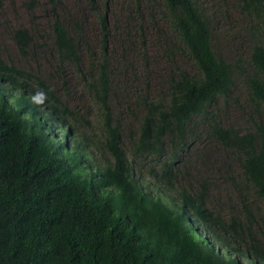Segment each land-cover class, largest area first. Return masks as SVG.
Wrapping results in <instances>:
<instances>
[{"label": "trees", "instance_id": "trees-1", "mask_svg": "<svg viewBox=\"0 0 264 264\" xmlns=\"http://www.w3.org/2000/svg\"><path fill=\"white\" fill-rule=\"evenodd\" d=\"M87 1L96 10L103 43L101 59L85 69L80 24L61 19L60 0H45L51 15L39 51L30 49L35 31L29 28L16 27L12 38L22 55L51 65L46 76L60 79L66 95V71L77 72L105 112L106 155L99 162L73 139V123L81 119L47 77L0 57V264H264V246L249 225L255 223L264 239L249 203V192L264 202V42L254 38L264 0H234L250 19L252 37L246 55L236 59L255 114L244 130L223 124L217 110L220 98L232 99L234 80L231 64L213 49L199 0H158L174 38L171 47L187 55L193 71L172 61L158 96L132 93L143 113L135 135L129 133L131 149L126 147L133 157L152 160L148 173L154 181L145 183L131 170L120 122L108 113L114 87L105 59L108 25L95 0ZM37 6V0L26 2L28 11ZM195 119L238 165L239 172L225 180L244 220L225 223L209 208L207 178L196 188L178 184Z\"/></svg>", "mask_w": 264, "mask_h": 264}, {"label": "rangeland", "instance_id": "rangeland-1", "mask_svg": "<svg viewBox=\"0 0 264 264\" xmlns=\"http://www.w3.org/2000/svg\"><path fill=\"white\" fill-rule=\"evenodd\" d=\"M28 0H0V57L24 69L39 71L45 77L51 65L40 59L36 63L33 56L22 55L12 38V31L16 27H26L34 33V49L39 51L43 31H47V19L51 10L45 0H37L35 10L28 11ZM158 0H95L98 13L104 14L108 31L105 36L107 47L105 59L108 62L110 75L113 79V94L108 97V113L113 120L118 119L121 125V140L135 176L145 181L153 182L148 173L152 160L135 156L128 150L129 133L135 135L137 119L143 111L133 104V94L139 89L145 90L149 96H158L159 90L166 85L172 61L187 71H193L192 64L182 51L172 49L174 38L171 35L167 22L162 18ZM202 9L208 14V22L212 28V46L214 51L231 64L232 68V99L224 102L217 101V110L223 124L232 125L239 129L252 127L254 118L251 102L247 96L245 72L237 67V58L243 59L246 55L248 43L251 40L249 29L250 19L239 12L234 0H199ZM61 6L57 12L61 19L80 24L83 41L78 43L81 52L82 68L88 67L91 61L101 59L103 43L102 28L96 14L87 0H60ZM44 10L46 15L44 16ZM139 14V15H138ZM248 26V29H247ZM40 38V39H39ZM254 38L264 42V20L256 26ZM172 49V54H168ZM47 58V56L45 55ZM39 65V68L36 67ZM32 66V68H30ZM69 83V95H66L60 79L56 76L46 79L57 94H61L73 109V113L81 120L73 123L74 139L86 150L92 151L97 159L106 155L102 146L104 129L102 126L105 112L99 108L96 100L77 72L70 67L66 71ZM132 96V97H131ZM130 99V100H129ZM133 112V114H132ZM137 114V116H136ZM262 115V114H261ZM263 119L264 116L262 115ZM195 133L188 138L189 148L183 152L181 162L183 169L178 176V184L184 188H196L204 178H207L210 192L207 204L228 223L232 217L244 220L241 208L235 199L236 193L225 178L239 172L238 165L233 159H228L227 151L214 142L203 128L199 119L192 124ZM128 146V148L126 147ZM169 154V150L167 151ZM182 164V163H181ZM231 168H228V167ZM239 182V180H238ZM250 211L255 221L264 230V202L254 198L249 192ZM240 220V221H241ZM252 236L260 239L264 246V239L255 223L252 227Z\"/></svg>", "mask_w": 264, "mask_h": 264}, {"label": "clouds", "instance_id": "clouds-1", "mask_svg": "<svg viewBox=\"0 0 264 264\" xmlns=\"http://www.w3.org/2000/svg\"><path fill=\"white\" fill-rule=\"evenodd\" d=\"M73 139H74V138H73ZM99 162H100V161H99ZM190 220H191V221H193V223H195V221H194V219H193V218H191Z\"/></svg>", "mask_w": 264, "mask_h": 264}]
</instances>
